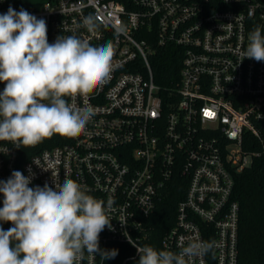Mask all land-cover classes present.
I'll return each instance as SVG.
<instances>
[{
	"label": "built area",
	"instance_id": "built-area-1",
	"mask_svg": "<svg viewBox=\"0 0 264 264\" xmlns=\"http://www.w3.org/2000/svg\"><path fill=\"white\" fill-rule=\"evenodd\" d=\"M10 6L43 18L49 43L59 35L111 41L114 56L94 92L66 98L92 108L85 130L20 148L0 141V180L14 170L31 175L33 188L72 179L106 208L111 199L112 230L100 233L99 246L118 250L119 264L139 257L133 243L178 253L192 240L214 248L189 264H238L235 176L264 162V61L242 54L252 31L264 34V0H0V14ZM89 14L101 25L92 33L82 26ZM118 24L125 31L117 36ZM159 53L174 60L167 87L154 80ZM175 183L184 193L156 241L150 220ZM115 258L85 252L77 264Z\"/></svg>",
	"mask_w": 264,
	"mask_h": 264
},
{
	"label": "clouds",
	"instance_id": "clouds-1",
	"mask_svg": "<svg viewBox=\"0 0 264 264\" xmlns=\"http://www.w3.org/2000/svg\"><path fill=\"white\" fill-rule=\"evenodd\" d=\"M82 26L89 33L100 28L89 14ZM118 36L125 31L114 26ZM243 59L264 61V34L258 27L249 34ZM114 44L93 46L75 35H59L49 43L47 24L27 10L11 6L0 14V141L34 146L54 134L76 137L94 115L91 107L76 108L66 98L88 97L113 71ZM242 59V60H243ZM241 60V61H242ZM30 171V170H29ZM31 175L12 171L0 180V264H77L85 252L113 259L118 250L99 246L100 233L112 230L104 201L87 194L72 179L55 188L29 187ZM130 243L131 240H130ZM133 245L137 264H189L214 248L212 241H189L180 251Z\"/></svg>",
	"mask_w": 264,
	"mask_h": 264
},
{
	"label": "trees",
	"instance_id": "trees-1",
	"mask_svg": "<svg viewBox=\"0 0 264 264\" xmlns=\"http://www.w3.org/2000/svg\"><path fill=\"white\" fill-rule=\"evenodd\" d=\"M173 64L174 60L167 53H159L151 61L155 82L169 86L174 76ZM183 193L184 188L175 183L167 189L164 198L157 205L150 220L156 241L173 224L175 207ZM233 199L239 204L238 264H264L263 161H255L250 168L235 176ZM119 259L115 258L114 264H119ZM138 259L139 257L127 264H137ZM208 264H214L211 257Z\"/></svg>",
	"mask_w": 264,
	"mask_h": 264
}]
</instances>
